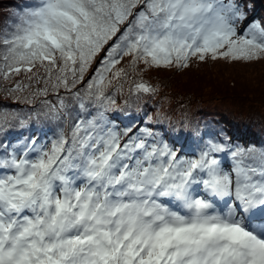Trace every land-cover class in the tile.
<instances>
[{"label":"snow or ice","instance_id":"snow-or-ice-1","mask_svg":"<svg viewBox=\"0 0 264 264\" xmlns=\"http://www.w3.org/2000/svg\"><path fill=\"white\" fill-rule=\"evenodd\" d=\"M16 7L0 26L15 102L0 112V264H264V146L170 132L146 104L120 115L156 94L138 78L153 69L264 59L250 0Z\"/></svg>","mask_w":264,"mask_h":264},{"label":"trees","instance_id":"trees-1","mask_svg":"<svg viewBox=\"0 0 264 264\" xmlns=\"http://www.w3.org/2000/svg\"><path fill=\"white\" fill-rule=\"evenodd\" d=\"M31 2L0 0V26L13 24V13L18 11L16 5ZM250 4L253 18L264 21V0H250ZM216 62L214 66L210 65L215 63L211 59L192 60L188 68L153 69L142 74L138 78L153 86L156 94L130 103L120 113L121 118L127 122V116H142L146 104L148 114L160 117L162 127L170 132L191 133L195 139L205 132L212 134L223 129L222 135H227L233 145L264 146V59L247 63ZM213 66L218 68L209 69ZM11 83L0 79V112H11L15 107L6 94ZM124 87L127 90L129 84L125 83ZM122 102L123 98L119 103ZM24 131L27 134V129ZM225 161L231 163L226 158Z\"/></svg>","mask_w":264,"mask_h":264},{"label":"rangeland","instance_id":"rangeland-1","mask_svg":"<svg viewBox=\"0 0 264 264\" xmlns=\"http://www.w3.org/2000/svg\"><path fill=\"white\" fill-rule=\"evenodd\" d=\"M0 25H1V22H0ZM217 64H218V62L215 61V63L210 64V65L217 66ZM203 65H205V64H203ZM221 65H222V64H221ZM214 66H213V68H209V69L216 70V69L218 68V67H214ZM200 67H201V65H200ZM239 70H241V69H239ZM212 74H215V73H212ZM209 107H210V104H209Z\"/></svg>","mask_w":264,"mask_h":264}]
</instances>
